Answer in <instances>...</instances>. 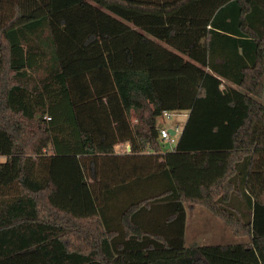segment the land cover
Masks as SVG:
<instances>
[{
    "label": "trees",
    "instance_id": "16d2710c",
    "mask_svg": "<svg viewBox=\"0 0 264 264\" xmlns=\"http://www.w3.org/2000/svg\"><path fill=\"white\" fill-rule=\"evenodd\" d=\"M263 93L264 0H0V264H264Z\"/></svg>",
    "mask_w": 264,
    "mask_h": 264
},
{
    "label": "crops",
    "instance_id": "0c3cea01",
    "mask_svg": "<svg viewBox=\"0 0 264 264\" xmlns=\"http://www.w3.org/2000/svg\"><path fill=\"white\" fill-rule=\"evenodd\" d=\"M188 112V111H187ZM177 126V125H176ZM166 128V127H165ZM169 130V128H167ZM165 140H163L164 142ZM164 144L162 145L161 148V153L164 154L166 152H170L173 150L174 144L169 145L168 147L164 148ZM128 144L127 143H121L118 144L114 147L115 153L122 154V153H127L129 151L128 149ZM174 157L169 158V161H173ZM128 162L126 163V166L123 167L121 166L120 170L126 173L133 172V163L132 160H127ZM173 164V163H172ZM171 169V167H168ZM118 170V169H117ZM213 216L207 209H205L203 206L200 205H194L192 207L186 208V222H185V233H184V241L186 243L189 242V245H195V246H206V245H220L221 243H218L216 239H212L209 237H212V231L217 232L218 234H224L223 238L228 237L230 238V228L221 220H215ZM217 218V217H216ZM200 219H204L207 222L206 223H199ZM190 222H196L198 225V228H193L189 226ZM223 223L227 226L226 229L223 227ZM195 224V226H196ZM192 225V224H191ZM212 226H218L219 230H212ZM191 230V234H188L187 231ZM230 231V232H229ZM222 238V239H223ZM213 241H212V240ZM227 240V238L225 239ZM228 242V241H226ZM222 244H231V243H222Z\"/></svg>",
    "mask_w": 264,
    "mask_h": 264
},
{
    "label": "rangeland",
    "instance_id": "374dc122",
    "mask_svg": "<svg viewBox=\"0 0 264 264\" xmlns=\"http://www.w3.org/2000/svg\"><path fill=\"white\" fill-rule=\"evenodd\" d=\"M260 101L264 104V93H263V96L261 97ZM170 113H171L170 117L162 118L161 116H159L157 118V120H156L157 121L156 124H157V126L159 128L166 127V128H172V129H174L176 127V125H177V132H176V135H175V138L177 139V137H178V135H179V133H180V131L182 129V126H183V124H184V122H185V120L187 118L188 112H187V110H172V111H170ZM164 145H165L164 148H166V147H168L169 145H172V144H170L168 141H164ZM213 218L215 220H219L216 217H213ZM200 222L206 223L207 221L204 220V219L203 220L200 219L199 223ZM195 224H196V222L195 223L194 222H190L189 226L190 227L193 226L192 230H193V228L194 229L198 228V225L196 224V226H195ZM223 227L226 229L227 226L223 223ZM215 229L219 230L221 228H219L218 226H212V230H215ZM187 232H188V234L192 233L191 230H189ZM230 235H231L230 238H228V237L223 238L224 234H221V233L218 234L217 232L212 231V237H209V238H212L214 240L216 239V241H218V243H221V244L222 243H228V242L231 243V244H234V243H238L240 241L239 238L234 237L231 233H230ZM226 238H227V240H225ZM226 241H228V242H226ZM185 245H189V242L186 241Z\"/></svg>",
    "mask_w": 264,
    "mask_h": 264
},
{
    "label": "built area",
    "instance_id": "2783aa9c",
    "mask_svg": "<svg viewBox=\"0 0 264 264\" xmlns=\"http://www.w3.org/2000/svg\"><path fill=\"white\" fill-rule=\"evenodd\" d=\"M160 116L162 118L170 117L171 113L168 110H164ZM174 131H175L174 135H171L169 133V130L167 128L163 127V128L160 129V137L163 140L168 141L170 144H174L176 142L175 135H176V132H177V126L174 128Z\"/></svg>",
    "mask_w": 264,
    "mask_h": 264
},
{
    "label": "water",
    "instance_id": "95a60500",
    "mask_svg": "<svg viewBox=\"0 0 264 264\" xmlns=\"http://www.w3.org/2000/svg\"><path fill=\"white\" fill-rule=\"evenodd\" d=\"M169 133H170L171 135H174V133H175L174 129L169 128ZM128 149H129V147H128Z\"/></svg>",
    "mask_w": 264,
    "mask_h": 264
}]
</instances>
